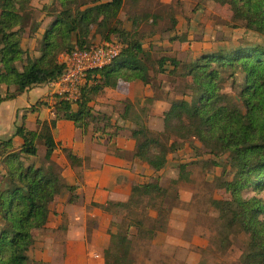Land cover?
Instances as JSON below:
<instances>
[{"label":"trees","instance_id":"1","mask_svg":"<svg viewBox=\"0 0 264 264\" xmlns=\"http://www.w3.org/2000/svg\"><path fill=\"white\" fill-rule=\"evenodd\" d=\"M139 1L0 0V103L55 80L64 70L60 55L75 47L88 48L97 37L103 43L115 39L121 45L119 55L110 65L88 74L89 78L94 77L93 83L81 90L74 108L56 96L50 119H38L35 130H28L22 122L10 138L0 140V264H40L30 259L28 253L38 234L46 230L49 206L62 191H74L65 184L62 168L53 159L60 147L54 137L57 123L68 121L83 134L92 131L95 135L98 130L89 127L94 121V101L105 90L116 89L119 82L147 83L140 59L148 58L149 52L142 42L156 34L155 25L163 17L170 22L168 30L176 31L178 21L172 0L162 4L166 8L164 14L130 13L131 26L127 29L120 14L126 3L135 7ZM203 1L226 7L231 14L226 23L230 28L264 37V0ZM36 11L50 18V23L36 41L38 56L30 57L20 44L25 29L39 28L34 19ZM151 24L153 28L147 29ZM170 41L181 42V35ZM167 57H160L153 65L155 75L166 72V63L173 67L171 75L181 66ZM182 69L178 77L188 81L179 92L181 98L168 92L159 97L168 104L159 116L162 132L148 128L144 106L126 99L120 101L119 120L134 126L129 132L134 142L129 157L146 163L153 175L151 182L133 187L127 201L96 205L112 217L111 223L116 226V233L109 234L104 264H134V243L152 241L157 232L166 231L173 205L169 202L170 189L160 185L161 176L156 173L165 167L169 155L183 150L187 143L196 158H213L195 162L201 165V176L208 167L223 165L215 159L227 156L225 163L232 168L233 177L221 184L228 195L224 205L217 209L223 226L221 233L243 237L241 264H264V48L239 45L202 53ZM98 117L103 122L102 131L115 126L105 114ZM115 130L120 131L117 126ZM59 149L71 167L81 166L84 160L74 156L70 148ZM178 169L170 182L176 189L181 182H190L187 164H180ZM176 199L177 193L172 196V200ZM61 217L64 222V215ZM113 218H119L120 224ZM64 227L61 225L60 229Z\"/></svg>","mask_w":264,"mask_h":264},{"label":"crops","instance_id":"2","mask_svg":"<svg viewBox=\"0 0 264 264\" xmlns=\"http://www.w3.org/2000/svg\"><path fill=\"white\" fill-rule=\"evenodd\" d=\"M34 19L39 22V28L35 29L34 26H31L25 29L20 44L21 49L27 51L30 57L38 56V52L35 50L36 41L50 23V18L38 11L35 12ZM179 25L180 22L176 26L178 30L171 32V37L176 35L183 37L184 34L181 30L179 31ZM184 37L181 42L167 40L161 45L165 48L171 47L174 50L178 43L184 42ZM142 46L144 48L143 43ZM120 84L121 82L118 86ZM120 95L129 99V92L126 93V96L122 92ZM56 96L58 97L55 90L47 85H41L26 90L12 100L0 103V140L10 138L14 134L15 127L22 122L28 130H35L36 121L39 119L36 113L41 107L46 106L48 108L46 119H50L52 105L57 100ZM143 96L146 94L141 93V99ZM137 105L145 106L143 103ZM147 106L152 109L151 115L156 112L160 114L168 108V104L161 99L152 100V104ZM33 107L35 108L34 111H32ZM159 114L155 119H151L157 128L162 125ZM120 124H122L121 121L118 122V125ZM54 137L55 141L59 142L60 147L70 148L74 156H78L84 161L80 167L73 168L66 161L59 149L60 147L54 152L53 159L62 168L61 174L65 184L72 186L74 191H62L60 197L50 204L46 230L38 234L28 256L40 264H104L103 254L109 245V234H115L116 229L111 223L112 217L103 213L96 205L127 201L133 187L152 181L153 172L146 163L129 157L134 142L129 138L127 132L119 133L113 140L116 144L115 149H119V152L111 151L109 149L110 144L107 142L100 141L99 143L93 134L89 132L83 134L68 121L57 123ZM15 143L18 145V141ZM187 151V149H183L175 155L167 157L165 167L156 173L158 176H162L160 179L162 187L164 177L167 179L176 178L177 167L180 164L191 162L189 159L177 160ZM192 160L196 161V159ZM189 166L187 165L186 171L189 174L190 182H181L176 191L180 206L177 207V205L174 208L180 210V214L181 211L184 213L187 211V207L184 209L181 204L187 206L190 198L196 194L192 180L197 173L193 174L194 172L188 169ZM61 214L64 215V222ZM151 214L154 216V213ZM182 219L178 220L170 215L166 231L157 232L152 240L156 249V253L153 252L152 254V259L151 254L150 259L140 254L139 262H137L136 252L135 264H160L163 256H170L171 253L168 252L165 241L169 242L175 239L170 234L171 225L176 222L184 223ZM61 225L65 226L62 230L60 229ZM178 233L181 234L179 231Z\"/></svg>","mask_w":264,"mask_h":264},{"label":"rangeland","instance_id":"3","mask_svg":"<svg viewBox=\"0 0 264 264\" xmlns=\"http://www.w3.org/2000/svg\"><path fill=\"white\" fill-rule=\"evenodd\" d=\"M170 2L171 0H140L135 7H131L129 3H126L120 17L123 20L124 26L129 29L131 26L129 20L130 13L133 14L134 12H137L141 14H153L155 12H163L164 14L166 8L162 7V4H168ZM171 4L174 6L173 10L176 13L175 17L178 23L180 22L179 31L181 30L185 35V37L183 35L184 42L178 43L174 50L171 47L165 48L161 45L164 41H170L172 38V33L168 30L170 22L167 17H163L157 25H155L154 29L156 34L144 39L142 42L144 49L149 52L148 58L141 57L140 59V64L143 65L146 71L148 82L144 83L137 81L133 82V84L121 82L116 89L105 90L104 93L92 104L94 108V121L90 123L89 127L98 130L94 133V136L97 137L96 139L99 140V143L100 141H104L110 144L109 149L111 151H116V144H114L113 140L119 135V133L127 132L129 136V132L134 129V126L132 127L131 124L122 123V121V124L118 125V122H120L118 114L122 107L120 101L126 99L136 106H138L137 104L139 103H143L145 105L144 108L146 109L148 128L155 133L162 132L163 122L160 128L155 126V122H151V119H155L159 113L156 112L151 115L150 112L152 109H149L147 105H151L152 100L156 101L159 97H164L165 92L177 94L176 98H181L179 92L183 89V86L186 85L185 82L188 81H184L178 77L183 70L182 68L184 64L191 62L202 53L216 52L224 49L227 50L230 47H237L239 45H259L264 48V37L256 35L251 31L232 29L226 25L231 16L226 7L221 8L203 0H172ZM134 9H137V11ZM193 9L195 11H193ZM146 27L147 25H144V28ZM151 28H153L152 24L150 25V28L147 29ZM176 30L178 29L176 28ZM183 37L181 36V38ZM102 43L103 42L97 37L92 41L90 46ZM170 44L172 45V43ZM162 56H168L180 63L181 66L177 67L174 75L169 73L170 70H173L172 65L169 63H166L165 65V73L158 75L154 74L155 69L153 65ZM226 90H229V83L226 84ZM120 92L125 96L126 93L129 92V99L121 96ZM141 93L146 94L142 99L140 97ZM132 98L133 100H131ZM103 114L110 119L111 124H114L119 128L120 132H117L115 126L112 127V125L107 127V131H102L103 122L98 121L100 120V117L98 116ZM36 116L41 120L46 119L48 117V108L46 106L41 107L36 113ZM159 118L161 119V117ZM150 122L151 126L149 125ZM126 125H128V127H125ZM89 133L92 134V131H89ZM115 133V136H110ZM187 144L188 145L184 148L188 150L187 153L180 157L177 156V160L189 159L191 161V164H186L190 165L188 169L192 170L194 172L193 174H195V172L197 173L196 176H193L194 178L192 180L196 194L194 197L190 198L187 206L186 204H181V207L184 209L187 207V211L185 213L181 211V215L180 210L174 208L179 204L178 199L175 201L172 200V196H175L177 193V189L170 186V182L174 177L170 179L164 177L162 182L163 187L170 189L168 192L171 196L169 202L173 205L169 218L170 215L178 220L183 218L182 220L184 223L176 222L171 225L170 234L175 239L170 240L169 242L165 241V245L168 248L167 250L171 254L170 256H163L160 264H241L240 257L245 249L244 239L241 235H223L221 233L223 227L222 221L218 219L217 212V209L222 207L225 200L228 198V195L223 187H221V184L224 181H230L233 177L232 168L225 163L227 156L215 159L216 163L220 162L223 165L208 167L207 170H204L205 174L201 176L200 173H198L202 171L201 165L195 164V162H202L213 158L209 156H200L196 158L190 144ZM194 146L198 147L199 144L195 142ZM41 147L43 146L40 145L39 149ZM40 151H43V148H41ZM42 153L43 152L39 153L40 157H42ZM171 155H175V153H172ZM192 159H196V161H193ZM176 170V172L179 171L178 167ZM247 194L248 196H251L252 192L248 191ZM213 201L216 203L213 204ZM179 206L180 205L177 207ZM173 210L175 211L172 212ZM113 221L120 224L119 218H113ZM113 227L116 229V226L113 225ZM178 231L181 232V234L178 233ZM176 238L179 239L176 240ZM195 238L197 239L195 240ZM223 238L228 239L222 242ZM134 244L136 246L137 262H139L140 254L148 259H150L149 256L151 254L152 259L153 252L156 253L152 241H138ZM181 244L182 246H180ZM134 257L136 262V256Z\"/></svg>","mask_w":264,"mask_h":264},{"label":"built area","instance_id":"4","mask_svg":"<svg viewBox=\"0 0 264 264\" xmlns=\"http://www.w3.org/2000/svg\"><path fill=\"white\" fill-rule=\"evenodd\" d=\"M120 51L121 45L115 39L85 49L75 47L70 53L60 55L59 60L64 64V70L46 85L55 90L59 98L75 106L80 99L81 90L93 83L94 77L89 78L88 74L110 65Z\"/></svg>","mask_w":264,"mask_h":264}]
</instances>
